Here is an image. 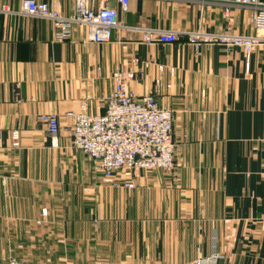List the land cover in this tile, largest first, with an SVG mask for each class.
I'll list each match as a JSON object with an SVG mask.
<instances>
[{
  "label": "crops",
  "instance_id": "crops-1",
  "mask_svg": "<svg viewBox=\"0 0 264 264\" xmlns=\"http://www.w3.org/2000/svg\"><path fill=\"white\" fill-rule=\"evenodd\" d=\"M37 1L74 12L71 0ZM231 1L129 0L124 11L108 0L126 26L181 33L175 43L148 44L134 29L84 41L79 26L61 40L51 21L20 13V0H0V259L264 264V42L248 72L242 47L197 48L184 35L255 34V9ZM119 70L134 73L128 83L138 96L159 80L156 99L174 112L176 150L172 171L122 169L112 185L73 146L68 113L82 104L104 113ZM48 114L59 116L56 134Z\"/></svg>",
  "mask_w": 264,
  "mask_h": 264
},
{
  "label": "built area",
  "instance_id": "built-area-1",
  "mask_svg": "<svg viewBox=\"0 0 264 264\" xmlns=\"http://www.w3.org/2000/svg\"><path fill=\"white\" fill-rule=\"evenodd\" d=\"M74 12L65 15L47 2L20 0V13L52 22L56 37L71 39L73 27L85 31L84 41L106 43L112 39L116 29H134L142 33L143 41L172 44L179 40L180 32L151 27H129L119 20V13L110 7L108 0H71ZM122 10H127L129 0H118ZM233 4L251 6L255 9L252 23L257 29L255 34L209 33L191 31L184 33L188 42L195 47L202 43H220L228 47H242L246 55V70L249 72L250 57L258 44L264 42V0H232ZM229 9H226V13ZM150 63H145L148 67ZM163 65L159 70L163 71ZM175 75L174 69H170ZM133 72L122 70L113 73L114 86L107 98L105 112L91 114L85 104L77 112L68 113L72 118L71 131L73 146L88 154L96 168L103 174L106 183L117 185V175L122 169L133 173L141 170L172 171L175 166L176 143L174 139L173 110L161 106L156 94L160 83L157 81L155 92L142 96L131 91L128 80L134 78ZM49 133L56 134L60 129L57 114L44 115ZM13 145L20 146V132H12ZM126 186L133 188L130 182ZM43 215L47 210L43 209ZM217 259L219 256L214 255ZM204 259L192 264H203ZM0 264H27L14 257L0 259ZM225 264H230L227 259Z\"/></svg>",
  "mask_w": 264,
  "mask_h": 264
}]
</instances>
